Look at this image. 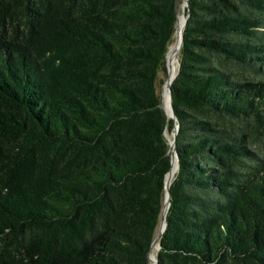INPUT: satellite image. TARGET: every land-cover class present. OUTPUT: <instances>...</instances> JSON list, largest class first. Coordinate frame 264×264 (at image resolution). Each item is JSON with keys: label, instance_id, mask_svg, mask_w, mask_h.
I'll return each mask as SVG.
<instances>
[{"label": "trees", "instance_id": "trees-1", "mask_svg": "<svg viewBox=\"0 0 264 264\" xmlns=\"http://www.w3.org/2000/svg\"><path fill=\"white\" fill-rule=\"evenodd\" d=\"M181 3L0 0V264H149L176 123L157 264H264V0H188L174 121Z\"/></svg>", "mask_w": 264, "mask_h": 264}, {"label": "water", "instance_id": "water-1", "mask_svg": "<svg viewBox=\"0 0 264 264\" xmlns=\"http://www.w3.org/2000/svg\"><path fill=\"white\" fill-rule=\"evenodd\" d=\"M187 6H188V0H186L185 9H186ZM186 21H187V17L185 16L184 17V26L186 24ZM184 26H183V29H184ZM182 42H183V30H182V36H181V45H182ZM177 65H178L177 66V69H178V67H179V61H178V64ZM176 74L174 75L172 81L174 80ZM172 81L168 85L170 113H167V111H166V109H165L164 106H163V108H164V111L167 114V116L170 117V118H172L174 121H176V116L174 114L173 105H172V93H171V83H172ZM177 130H178V124L176 123L175 126H174V131L171 134L172 135V139L171 140H168V143H169V145L171 147V167H170L169 171L167 172V174L165 175V198H164V200H166V207H165V209L163 211L164 212V221H165V217H166L167 210H168L169 205H170V191H169V186H170V184L172 182V179H173V177H174V175L177 172L178 167H179V165H178V156H177V153L175 151V138H176ZM174 160H175V173H174L173 176H170V172H171V169H172V165H173V161ZM165 226H166V221L164 222V227L162 229V232L164 231ZM158 249H160V245H159ZM150 250H151V247H150ZM149 254H150V251L148 252V258H149ZM155 263L157 264V259H155Z\"/></svg>", "mask_w": 264, "mask_h": 264}, {"label": "bare ground", "instance_id": "bare-ground-1", "mask_svg": "<svg viewBox=\"0 0 264 264\" xmlns=\"http://www.w3.org/2000/svg\"><path fill=\"white\" fill-rule=\"evenodd\" d=\"M185 6H186V0H183V6H182V16H183V19H182V24H181L180 39L176 43H174V45L171 48L169 47V49L167 51V54H166V61L168 59V56H170V60L172 61L173 58H174V56H175V54H176V50H179L180 47H181V36H182V30H183V26H184V17H185L184 11H185ZM167 66H168V72H169V64H168V61H167ZM173 77H170V74H169L168 79H167V82H166V93H165V98H164V101H163V106L165 107L167 113H170L168 85L172 81ZM174 169H175V160L173 161V165H172V169H171V172H170V176H173L172 173H173ZM165 207H166V200H164V203H163L162 215H161V218H160V221H159L157 235H156V237L154 238V240L152 242V246H151V250H150V254H149L150 261H152L154 264H156V263H155V260L152 259L153 257H151V252H152V250L154 248H158L157 245H158L159 237L163 233L162 232V229L164 227V222H165L164 221V212L163 211H164Z\"/></svg>", "mask_w": 264, "mask_h": 264}, {"label": "rangeland", "instance_id": "rangeland-1", "mask_svg": "<svg viewBox=\"0 0 264 264\" xmlns=\"http://www.w3.org/2000/svg\"><path fill=\"white\" fill-rule=\"evenodd\" d=\"M182 2V1H181ZM182 6L183 4L181 3L180 6H179V17H178V20H177V23H176V28H175V31H174V34H173V37H172V42L171 44L169 45V47L171 48L174 43H176L179 39H180V33H181V24H182V19H183V16H182ZM185 14V13H184ZM168 47V49H169ZM178 50H176V54L173 58V60L171 61L170 60V56H168V64H169V72H168V69H167V73H164V72H161L160 76V87H159V83H158V91L160 92V96H161V99L163 98L162 101H164V98H165V93H166V82H167V79H168V76L170 74V77H173L175 74H176V70H177V63H178ZM243 75H245V72H243ZM245 76H249V74L246 73ZM163 103V102H162ZM166 137L168 140H171L172 139V135L169 134L168 132H166ZM155 251H156V248H154L151 252V257H153L152 259L155 260ZM149 264H154L152 261H150Z\"/></svg>", "mask_w": 264, "mask_h": 264}]
</instances>
